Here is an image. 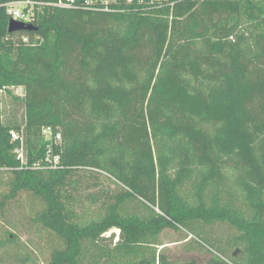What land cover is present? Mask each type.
Here are the masks:
<instances>
[{
    "label": "trees",
    "instance_id": "obj_1",
    "mask_svg": "<svg viewBox=\"0 0 264 264\" xmlns=\"http://www.w3.org/2000/svg\"><path fill=\"white\" fill-rule=\"evenodd\" d=\"M110 7L47 5L16 33L0 12V264L27 247L25 196L62 243L43 264H264V0ZM166 230L204 263L172 260Z\"/></svg>",
    "mask_w": 264,
    "mask_h": 264
},
{
    "label": "rangeland",
    "instance_id": "obj_2",
    "mask_svg": "<svg viewBox=\"0 0 264 264\" xmlns=\"http://www.w3.org/2000/svg\"><path fill=\"white\" fill-rule=\"evenodd\" d=\"M14 96H23L24 92L21 88L12 90ZM16 112L18 113V118L20 119V114H22L20 103L14 101L13 97L9 96L7 93L3 94V113L4 121L14 120ZM42 208V204L36 201L32 197H21L11 206L8 219L11 225L10 231L16 234L20 238V242L27 244L26 248L23 246L21 249V261L16 264H43L50 259L51 252L54 248L62 247V243L54 238V236L46 232L38 226H33L30 222L29 216L36 210ZM31 211V212H30ZM12 226V227H11ZM215 233L221 234V236L231 235V231L225 230L223 226L216 227L214 229ZM111 234V233H110ZM118 231L116 236H118ZM184 238V234H179L174 230H166L161 237V242L168 246L169 253L171 254L172 260L185 261L192 258L200 260L202 263L206 260L205 253L197 252H186L183 249V242L175 243ZM224 245V243H222ZM238 253V250L234 251ZM29 255V259L25 262L23 261L25 257ZM239 252L234 256V258L240 257Z\"/></svg>",
    "mask_w": 264,
    "mask_h": 264
},
{
    "label": "built area",
    "instance_id": "obj_3",
    "mask_svg": "<svg viewBox=\"0 0 264 264\" xmlns=\"http://www.w3.org/2000/svg\"><path fill=\"white\" fill-rule=\"evenodd\" d=\"M120 0H55L54 2L48 3L41 0H0V12L3 11L4 14L10 19V21H16L25 25H31L40 10L51 5L56 8H87V9H98L104 11L112 10L111 4H118ZM127 4L133 2V0H124ZM142 2V0H139ZM26 42L27 39H24ZM44 134L50 137L52 130L47 128L44 130ZM60 140V135L57 136ZM57 161V160H56Z\"/></svg>",
    "mask_w": 264,
    "mask_h": 264
},
{
    "label": "water",
    "instance_id": "obj_4",
    "mask_svg": "<svg viewBox=\"0 0 264 264\" xmlns=\"http://www.w3.org/2000/svg\"><path fill=\"white\" fill-rule=\"evenodd\" d=\"M34 27L33 25H25L16 21H10L9 23V32L10 33H16V32H29L33 31ZM237 252L235 253V255Z\"/></svg>",
    "mask_w": 264,
    "mask_h": 264
}]
</instances>
